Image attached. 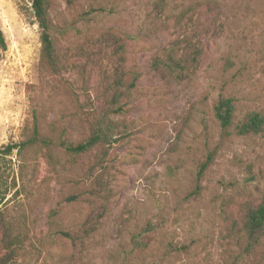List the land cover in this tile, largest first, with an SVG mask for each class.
<instances>
[{"label":"rangeland","instance_id":"rangeland-1","mask_svg":"<svg viewBox=\"0 0 264 264\" xmlns=\"http://www.w3.org/2000/svg\"><path fill=\"white\" fill-rule=\"evenodd\" d=\"M47 5L56 72L29 0H0V150L34 126L39 142L0 160V261L264 264V244L246 250L235 233L264 200V132H235L264 116V0ZM168 52L196 63L170 71ZM121 73L135 87L110 106ZM221 99L234 108L227 130L214 117ZM118 106L110 144L84 154L59 145L85 141Z\"/></svg>","mask_w":264,"mask_h":264},{"label":"trees","instance_id":"trees-1","mask_svg":"<svg viewBox=\"0 0 264 264\" xmlns=\"http://www.w3.org/2000/svg\"><path fill=\"white\" fill-rule=\"evenodd\" d=\"M31 9L34 14V18L38 28L40 29V42H41V54L42 61L46 64V66L52 72H56L57 69V58H56V48L54 41L50 34V18L48 14V5L47 0H29ZM164 0H159V4H163ZM0 48L2 50L6 49V44L4 37L0 31ZM188 55H184L182 58L176 59L172 55V52H168L166 60L162 65L170 71L174 69L186 70V64L189 62V59L196 63V59L194 57L188 59ZM159 65V62L155 61L153 63V67L156 69V66ZM124 74L118 75L112 84V94L109 100L110 106L118 105L119 100L122 96V92H120L119 88L123 87L125 90L133 89L135 87V82L137 80L136 76L132 78L128 85L125 86L126 80L124 79ZM125 86V87H124ZM122 107L118 106L115 110H111L108 108L102 118L98 119L94 126L92 127V132L90 136L83 142L72 145L65 141L60 142V146L69 153L73 154H84L93 149L95 146L100 144H110L111 139L113 137V131H115V127L111 122L107 120V114L119 113L121 112ZM233 103L231 99H221L214 106V117L218 121L219 125L223 130H227L232 125L233 120ZM235 132L238 136H247L253 135L256 136L260 133L264 132V116L260 114H250L247 119L240 125L235 127ZM38 130L37 127L34 126L32 137L20 144L15 145H7L2 150H0V160L2 157L10 156L14 150H24L28 146L34 145L38 142ZM43 143V142H42ZM208 162L204 163L200 167V171L198 176L200 177L203 174ZM236 224L232 225V229L236 230ZM149 232V230H146ZM236 235L241 233L243 238L246 239L247 245L246 250L252 249L256 246H260V244H264V200H262L256 206H249L245 208V212L240 220V228L235 231ZM239 240V239H238ZM134 247H143V240H133ZM1 244L6 246L8 242L4 239L1 240ZM10 253L12 251L10 250ZM14 256L10 258L6 257L0 261V264H18L13 260Z\"/></svg>","mask_w":264,"mask_h":264}]
</instances>
